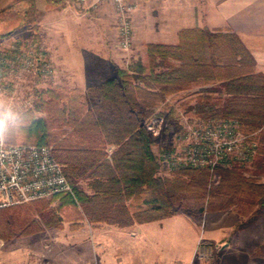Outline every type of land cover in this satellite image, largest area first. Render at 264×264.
Instances as JSON below:
<instances>
[{
	"label": "trees",
	"instance_id": "trees-1",
	"mask_svg": "<svg viewBox=\"0 0 264 264\" xmlns=\"http://www.w3.org/2000/svg\"><path fill=\"white\" fill-rule=\"evenodd\" d=\"M37 1L16 0L14 5L23 4L25 10L12 6L0 12V21L16 17L32 25L38 49ZM40 1L65 7L68 0ZM71 1L76 6L78 1ZM195 86L202 88L188 112L203 122L234 119L244 133L255 134V166L264 172V75L256 72L251 52L236 33L184 29L177 44H148L146 62L132 61L85 92L61 86L35 92L32 107L16 121L19 134L12 130L6 140L16 144L21 135V144L52 146L72 193L57 194L36 209H0V239L32 233L36 222L29 213H41L53 202L49 226L64 209L78 206L82 219L120 228L169 218L186 202L208 200L211 210H223L248 201L257 212L264 209V184L245 178L237 167L223 169L216 186H210L206 169L160 175L145 120L168 97Z\"/></svg>",
	"mask_w": 264,
	"mask_h": 264
},
{
	"label": "rangeland",
	"instance_id": "rangeland-1",
	"mask_svg": "<svg viewBox=\"0 0 264 264\" xmlns=\"http://www.w3.org/2000/svg\"><path fill=\"white\" fill-rule=\"evenodd\" d=\"M77 1L75 5L79 4V6L88 2L86 9L88 6L90 9H98L102 4H110L116 13L112 2ZM155 1L159 3L160 0ZM186 1L194 3V21L191 24L192 28H197L206 25L211 18L215 17L211 8L213 3L217 1L226 3L229 0ZM15 2L16 0H0V12L12 6L19 11L25 10V5H14ZM71 2L68 0L65 7H50L43 1H37L40 11L37 23L40 36L38 49L35 47L32 25L21 24L16 17L0 21V101H3L5 108L11 109L17 117L10 119L7 123L3 134L6 142H8L6 138L10 131L14 130L16 134H19L16 121L22 112L32 107L37 90L57 86L67 89L76 88L65 83L69 77L72 79V68L57 69L51 60L52 48L63 44V40L75 29L72 17L74 12L68 9L72 7ZM257 2V18L263 20L264 0H257ZM248 3H250L249 0H242L244 8L248 6ZM140 4L135 11L140 8ZM149 9L154 31L157 34L161 30L169 31L168 22H166L168 16L161 10H157L155 6ZM116 27H118L117 24ZM240 38L246 46L242 36ZM110 41L112 52L121 66L120 68L115 63L112 64L115 68L111 69V73L115 72L116 75L118 69L127 68L132 61L140 59L146 62L147 45L152 44L145 41L141 45H135L132 40L130 49L123 50L118 40ZM254 43V52L248 46L246 47L256 62V72L264 75V62L261 66L257 61V57L262 56L259 53L264 50L262 47L264 41L261 37H256ZM60 81L65 85H61ZM201 88L195 86L168 97L157 113L150 117L163 116L170 127L160 138L153 140V152L161 164L160 175L169 177L180 170L206 169L210 174V186H216L221 180L223 169L230 170L237 167L245 178H253L258 184H264V172H258L255 166L257 150L249 164L237 163L232 167H219L214 171L208 168L191 167L166 170L161 154L165 147L174 144L178 128L185 129L201 121L187 110L188 106L195 103ZM251 135L257 142L258 149V139L255 134ZM22 140L21 135H18L16 144L23 143ZM50 201L51 198L41 199L3 210L10 212L24 209L25 206L36 209L43 204L49 205ZM55 205L56 202H53L50 206H45L41 213L35 212L33 215V210L29 213L36 222L31 228L32 233L10 240L0 239V264H137L139 261L152 264H264V209L257 212L258 206L252 208L248 201H242L238 205L223 210H211L208 200L202 203L186 202L182 207H178L171 217L141 226L144 236L132 230L126 239L121 237V234L127 228L104 223H90L82 219V209L79 206L64 209L60 218L49 226L48 222L52 220L51 209ZM152 229H155V232L158 231L159 236L151 240L149 231Z\"/></svg>",
	"mask_w": 264,
	"mask_h": 264
},
{
	"label": "built area",
	"instance_id": "built-area-1",
	"mask_svg": "<svg viewBox=\"0 0 264 264\" xmlns=\"http://www.w3.org/2000/svg\"><path fill=\"white\" fill-rule=\"evenodd\" d=\"M100 1L114 4L119 46L129 50L134 35L131 15L140 0L97 2ZM166 122L163 116L145 121V127L153 140L170 129ZM176 134L174 144L165 147L161 154L167 171L184 167L214 171L237 163L249 164L256 155L257 142L253 135H245L240 123L234 119L197 121L185 129L178 128ZM61 193H72V187L62 165L53 156L52 146L12 144L6 142L4 137L0 139V209Z\"/></svg>",
	"mask_w": 264,
	"mask_h": 264
},
{
	"label": "crops",
	"instance_id": "crops-1",
	"mask_svg": "<svg viewBox=\"0 0 264 264\" xmlns=\"http://www.w3.org/2000/svg\"><path fill=\"white\" fill-rule=\"evenodd\" d=\"M155 2V0H140V8L131 15L134 27L133 42L135 45H141L145 41L146 43L177 44L180 31L193 27L191 23L194 21V3L186 0H160L159 3ZM249 2L246 8L243 7L242 0H229L226 3L217 1L213 3L211 8L212 12L215 13V17L211 18L206 25L198 26L197 28L234 32L239 36L241 35L246 46L254 52V38L261 37L264 41V19L259 20L257 18V0H249ZM87 3L83 4V6L77 4L76 6L68 7L75 14L72 16L75 29L70 36L63 40L64 45L60 44L58 47L56 45L52 48L51 57L57 69L72 68V79L69 77L65 83L82 91L98 85L105 79L116 76L115 72L111 73V69L115 68L112 65L113 63L121 68L118 58L115 57L110 45V40H118L119 43L116 13L110 4H102L98 9H90L88 6L86 9ZM153 6L168 16L166 22H168L167 29L169 31L161 30L158 34L154 31L152 15L149 9ZM94 11L96 12L90 14V12ZM70 41L71 43H69ZM262 47L264 48V46ZM259 54L262 56H258L257 61L261 65L264 62V50ZM62 81H60L61 85H65V83L62 84ZM143 225L145 224L127 228L121 234V237L126 239L132 230H136L139 235L144 236L143 228H141ZM155 231V229L149 231L151 240L155 236H159V232ZM137 264L152 263L139 261Z\"/></svg>",
	"mask_w": 264,
	"mask_h": 264
},
{
	"label": "clouds",
	"instance_id": "clouds-1",
	"mask_svg": "<svg viewBox=\"0 0 264 264\" xmlns=\"http://www.w3.org/2000/svg\"><path fill=\"white\" fill-rule=\"evenodd\" d=\"M16 118V115L11 111V109H6L3 101H0V139L3 138L8 121Z\"/></svg>",
	"mask_w": 264,
	"mask_h": 264
}]
</instances>
